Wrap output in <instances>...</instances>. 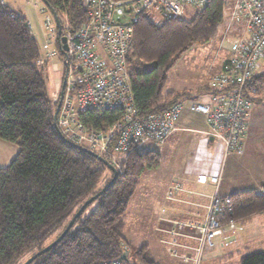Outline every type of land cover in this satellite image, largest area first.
Masks as SVG:
<instances>
[{
	"label": "trees",
	"instance_id": "16d2710c",
	"mask_svg": "<svg viewBox=\"0 0 264 264\" xmlns=\"http://www.w3.org/2000/svg\"><path fill=\"white\" fill-rule=\"evenodd\" d=\"M1 1L0 140L14 144L17 154L9 166L0 168V264H23L54 242L80 207L105 187L68 233L31 264H107L114 260L127 264L129 247L122 234L129 202L141 176L157 168L160 157L155 151L133 149L121 171L113 175L108 170L110 178L99 186L106 166L58 136L53 123L57 103L47 91L48 63H38V46L26 18ZM40 1L58 18L65 15L75 30L85 21L83 0ZM225 6L226 0H210L190 20L182 16L153 23L149 16H140L126 63L140 116L159 114L181 103L182 95L163 94L167 74L181 55L214 39ZM263 83L264 74L254 72L246 87L258 94L257 85ZM116 116L90 113L81 120L97 128L103 122L111 124ZM229 198L232 213L222 223L264 212V192ZM123 249H127L125 259ZM235 257L237 264H264V252L230 254L217 264H235ZM136 261L155 264L146 257L145 247L136 254Z\"/></svg>",
	"mask_w": 264,
	"mask_h": 264
},
{
	"label": "built area",
	"instance_id": "2783aa9c",
	"mask_svg": "<svg viewBox=\"0 0 264 264\" xmlns=\"http://www.w3.org/2000/svg\"><path fill=\"white\" fill-rule=\"evenodd\" d=\"M30 1V0H27ZM210 0H83L85 21L78 29L68 22L61 24V36L67 47V73L56 125L61 136L73 145L84 147L105 158L120 172L121 162L133 149L141 151L147 144L160 146L174 130L184 108L177 103L159 114L140 116L134 104L127 74V56L134 37V26L141 15L181 18L186 11H200ZM235 15L244 23L246 38L229 47V57L207 87V103L194 102L189 110L203 115L208 134L221 142L225 155L241 154L245 136L244 119L257 96L247 88L264 59V0H233ZM41 10V11H40ZM43 27L56 32L53 17L47 8ZM31 31V26L28 23ZM56 35V33H55ZM40 55L38 63H49L55 53ZM58 103L59 95L51 99ZM116 113L111 124L86 126L81 118L87 114ZM122 159V160H121ZM210 196L204 224L200 227V255L214 248L223 227L237 228L236 221L224 220L232 213L229 197L218 195L219 178H210ZM241 230V229H237ZM127 249H123L124 257ZM107 264H124L114 260Z\"/></svg>",
	"mask_w": 264,
	"mask_h": 264
},
{
	"label": "crops",
	"instance_id": "0c3cea01",
	"mask_svg": "<svg viewBox=\"0 0 264 264\" xmlns=\"http://www.w3.org/2000/svg\"><path fill=\"white\" fill-rule=\"evenodd\" d=\"M1 2L12 4L13 10L22 12L27 20L19 0ZM228 57L215 65L211 78L220 72ZM207 84L198 85L195 97L185 95L180 99L184 108L175 121L173 132L164 144L153 145L150 149L158 153L160 164L141 176L125 218L122 235L128 247L126 237L130 232L138 236L148 233L172 259L165 264H217L220 258L230 254L264 252V212H260L238 218L235 230L224 226L215 239L214 249L199 253L200 227L213 194L210 178H219L217 192L221 197L245 192L262 195L264 192V150L263 143L260 144L264 137V110L259 108L261 99L256 98L262 94L259 85V92L244 119L242 152L225 155L223 144L208 134L205 117L188 108L191 103L209 101ZM169 92L177 94L179 91ZM0 147L6 151L0 153V166L4 168L17 154V147L2 140ZM237 261L235 257L233 262L237 264Z\"/></svg>",
	"mask_w": 264,
	"mask_h": 264
},
{
	"label": "rangeland",
	"instance_id": "374dc122",
	"mask_svg": "<svg viewBox=\"0 0 264 264\" xmlns=\"http://www.w3.org/2000/svg\"><path fill=\"white\" fill-rule=\"evenodd\" d=\"M26 2L29 4L27 5ZM6 5L10 9H13L12 4ZM14 5L16 6L17 4L14 3ZM19 5L27 13L24 15H26L27 22H29L31 25L30 33L32 34L33 38L37 43L39 54L43 56L46 52H51V55H53L52 53H55V55L45 68V74L47 78L48 95L49 97H56L60 93V81L61 78L63 80V76L65 73V59L59 52V46L57 44L55 35L56 32H51L54 26H52L51 29H46L43 27L44 15L40 13L39 10L44 7L46 8V6L40 0H19ZM235 8L236 6L233 0H226V6L223 13V20L217 30L214 39L207 46L190 49L188 52L181 55L176 61H174L172 68L167 74L163 94H166L168 91H179L177 94L182 95L180 99L183 98V96L185 95L195 97V89L198 87V85L202 83H208L215 65L219 64L223 60V58L230 55L228 51L230 45L237 42L239 39L247 37L244 23L239 20L235 15ZM195 12L197 11H186L183 15V19L190 20L193 14H195ZM163 19L164 18L161 17L159 14H154L151 18L153 23L161 22L163 21ZM59 20L62 25L68 22V19L65 15L60 16ZM255 74H264V59H260L258 61ZM259 88L262 93L259 95H261L262 98L259 95L256 98L261 99V105L259 108L262 111L264 110V83L260 84ZM257 99L255 101H257ZM180 101L182 102V100ZM262 125H264V121ZM261 143H263L262 149L264 150V137L261 139L260 144ZM7 144L14 146V144ZM152 146L153 145L151 144L146 145L145 147H143V150L153 149L154 147ZM2 152L6 151L4 148L0 147V153ZM15 156H13V159L15 158ZM123 161H126V158L123 159L121 162ZM11 162H9L7 165L4 164L6 165L4 167L9 166ZM1 167L2 166H0V168ZM108 178H110V172L106 168L103 171L102 181L99 186H101ZM92 209L93 208L89 209L87 213H89ZM130 233L128 234L129 236L126 237L127 242L129 244L127 264L137 263L136 254L143 247V244L148 245L147 248H145V255L149 260L155 261L158 264H165L169 262V260H172L170 257H168V255L163 253V250L161 249L162 247L159 246L156 241H154L153 236H151L150 234L146 233L144 235L138 236L136 234L132 235ZM30 255V253L26 254L20 259L19 263L28 259Z\"/></svg>",
	"mask_w": 264,
	"mask_h": 264
},
{
	"label": "water",
	"instance_id": "95a60500",
	"mask_svg": "<svg viewBox=\"0 0 264 264\" xmlns=\"http://www.w3.org/2000/svg\"><path fill=\"white\" fill-rule=\"evenodd\" d=\"M43 4L46 6V8L49 10L50 14L53 17L55 26H56V40H57V44L59 46V52L60 54L64 57L65 59V63H64V68H65V73L63 76V80H62V86L60 89V93H59V101L56 105L54 114H53V123H54V127L55 130L58 134L59 137L63 138L58 130V127L56 125V117H57V113L59 110V106H60V102L62 100V94H63V90L65 87V79H66V73H67V47H66V43H65V37L61 36V24H60V20L57 16V14L55 13V11L51 8H49L46 3L44 1H42ZM73 145V144H72ZM74 147H77L78 149L88 153L89 155L95 157L96 159H98L102 164H104L106 166V168L113 174H116L115 169L104 159H102L101 157L95 155L93 152L87 150L86 148H82L80 146H76L73 145ZM113 181V180H112ZM112 181L110 183H112ZM109 183V184H110ZM106 187L103 188L96 196L90 198L89 200H87L81 207L80 209L76 212V214L71 218V220L69 221V223L67 224L66 228L64 229V231L58 236V238H56V240H54V242H52L51 244H49L48 246H46L44 249H42L40 252H38L37 254H35L34 256L30 257L28 260H26L23 264H31L37 257L41 256L42 254L46 253L47 251H49L53 246H55L67 233L68 231L71 229V227L73 226L76 218H78L81 213L85 210V208L91 204L98 196H100L104 191H105ZM122 259H125L124 257Z\"/></svg>",
	"mask_w": 264,
	"mask_h": 264
},
{
	"label": "flooded vegetation",
	"instance_id": "af4514ba",
	"mask_svg": "<svg viewBox=\"0 0 264 264\" xmlns=\"http://www.w3.org/2000/svg\"><path fill=\"white\" fill-rule=\"evenodd\" d=\"M61 86H62V78H61V81H60V88H61Z\"/></svg>",
	"mask_w": 264,
	"mask_h": 264
},
{
	"label": "bare ground",
	"instance_id": "6f19581e",
	"mask_svg": "<svg viewBox=\"0 0 264 264\" xmlns=\"http://www.w3.org/2000/svg\"><path fill=\"white\" fill-rule=\"evenodd\" d=\"M58 47V46H57Z\"/></svg>",
	"mask_w": 264,
	"mask_h": 264
}]
</instances>
